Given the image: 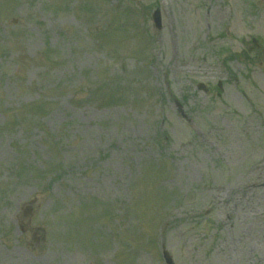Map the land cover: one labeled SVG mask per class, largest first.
Listing matches in <instances>:
<instances>
[{
    "label": "rangeland",
    "instance_id": "374dc122",
    "mask_svg": "<svg viewBox=\"0 0 264 264\" xmlns=\"http://www.w3.org/2000/svg\"><path fill=\"white\" fill-rule=\"evenodd\" d=\"M163 245L264 264V0H0V264Z\"/></svg>",
    "mask_w": 264,
    "mask_h": 264
}]
</instances>
